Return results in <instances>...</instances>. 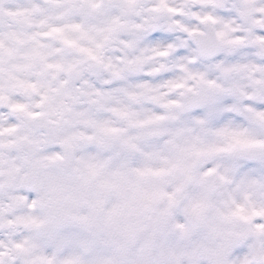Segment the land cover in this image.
I'll return each mask as SVG.
<instances>
[{
	"label": "clouds",
	"instance_id": "clouds-1",
	"mask_svg": "<svg viewBox=\"0 0 264 264\" xmlns=\"http://www.w3.org/2000/svg\"><path fill=\"white\" fill-rule=\"evenodd\" d=\"M0 264H264V0H0Z\"/></svg>",
	"mask_w": 264,
	"mask_h": 264
}]
</instances>
